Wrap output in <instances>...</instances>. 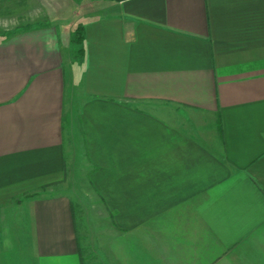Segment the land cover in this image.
I'll list each match as a JSON object with an SVG mask.
<instances>
[{"label":"crops","instance_id":"obj_1","mask_svg":"<svg viewBox=\"0 0 264 264\" xmlns=\"http://www.w3.org/2000/svg\"><path fill=\"white\" fill-rule=\"evenodd\" d=\"M105 2L0 38V264H85L72 138L142 264H264V0Z\"/></svg>","mask_w":264,"mask_h":264},{"label":"rangeland","instance_id":"obj_2","mask_svg":"<svg viewBox=\"0 0 264 264\" xmlns=\"http://www.w3.org/2000/svg\"><path fill=\"white\" fill-rule=\"evenodd\" d=\"M105 1L109 0H0V38L43 23L61 25L69 33L80 17L98 15ZM81 146L72 138V154L76 150L77 158L70 159L69 175L54 184L53 194H66L74 201L85 264H142L136 239L127 238L124 228L112 221L107 201L93 188L92 165L78 158L85 155Z\"/></svg>","mask_w":264,"mask_h":264},{"label":"trees","instance_id":"obj_3","mask_svg":"<svg viewBox=\"0 0 264 264\" xmlns=\"http://www.w3.org/2000/svg\"><path fill=\"white\" fill-rule=\"evenodd\" d=\"M83 40H84V27L82 24H79L75 29V39H74V43L80 46L79 49L77 50V54L79 55H82L84 51L82 47Z\"/></svg>","mask_w":264,"mask_h":264}]
</instances>
